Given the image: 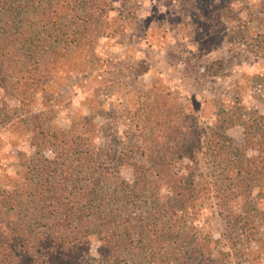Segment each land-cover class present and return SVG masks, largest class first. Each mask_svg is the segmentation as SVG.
<instances>
[{"label":"rangeland","instance_id":"1","mask_svg":"<svg viewBox=\"0 0 264 264\" xmlns=\"http://www.w3.org/2000/svg\"><path fill=\"white\" fill-rule=\"evenodd\" d=\"M96 2L101 17L86 34L94 46L57 53L50 81L31 97L0 87V186L23 187L26 169L41 157L38 150L56 157L52 146L31 143L38 125L83 135V150L104 149L119 180L133 181L136 170H146L149 151L169 146L167 126L153 114L155 100L169 98L174 118L185 115L180 129L186 148L198 155L190 219L210 240L209 256L216 264H264V181L252 187L246 182L247 192L227 204L236 211L229 213L208 154L217 149L208 141L212 135L226 136L220 151L264 154V0ZM90 6L84 4L85 11ZM67 52L71 67L64 62ZM157 185L159 203L165 202L166 183ZM133 204L132 213L144 214L146 200ZM27 218L19 207L0 210L9 247Z\"/></svg>","mask_w":264,"mask_h":264},{"label":"trees","instance_id":"2","mask_svg":"<svg viewBox=\"0 0 264 264\" xmlns=\"http://www.w3.org/2000/svg\"><path fill=\"white\" fill-rule=\"evenodd\" d=\"M98 10L96 0H0V87L26 98L44 90L57 53L96 44L86 34L94 31ZM64 62L71 67L68 52ZM176 111L169 98L155 100L153 114L167 126L169 146L149 151L146 170H136L133 181L119 180L104 149L83 150V135L36 126L41 133L32 132L31 143L52 146L56 157L38 150L41 157L26 169L23 187L0 186V210L19 207L28 217L14 247L0 232V264H216L208 253L210 240L198 235L190 219L196 208L192 163L198 155L186 148L180 129L185 115L175 119ZM224 139L212 135L208 141L217 149L208 154L218 172L221 205L235 213L229 201L247 192V183L264 181V154L248 158L240 148L236 154L220 151ZM180 162L182 169L176 167ZM161 181L168 191L159 203ZM142 199L147 204L138 217L131 206Z\"/></svg>","mask_w":264,"mask_h":264}]
</instances>
